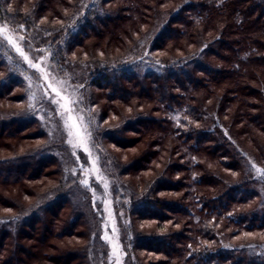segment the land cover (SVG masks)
I'll list each match as a JSON object with an SVG mask.
<instances>
[{
  "label": "trees",
  "instance_id": "trees-1",
  "mask_svg": "<svg viewBox=\"0 0 264 264\" xmlns=\"http://www.w3.org/2000/svg\"><path fill=\"white\" fill-rule=\"evenodd\" d=\"M107 1H90L85 7V20L78 19L67 31L57 29L54 20L67 21L73 13L84 8L86 4L83 5L82 0H16V8L26 6L25 11L19 10L16 14L8 13L0 0V18L21 21L35 36V13L43 15L47 12V23L37 24L40 27L38 31H54L58 40H64L67 50L83 44V39L88 36L103 32V28L111 43L118 46L122 45L123 35L140 30L142 24H148L149 18L152 20L149 25L155 20L161 24L151 48L154 46L158 52L170 53L175 46L182 49V55L174 57L169 54L166 58L157 54L142 56L139 66L136 63L131 68L118 70L111 67L92 79L110 102L120 99L127 102L134 97L154 102L149 111L138 112L125 123L124 128L109 137L117 141V135L127 128H144L151 135L147 148L131 164L120 166L125 172L133 168L136 174L147 171L156 163L162 166L154 178L143 182L147 186L143 193L137 194L139 188L135 189L136 195L128 198L129 203L123 210L130 214L132 220L137 217L156 220L159 226L165 222L172 224L163 234L136 232L134 238L130 237V250L138 248L164 256V259L153 260L149 264H264V243L231 242L243 232L264 230L260 187L241 166L248 154L240 148L233 129L236 124L242 125V120L249 119V126L264 133V0H123L122 7L111 10L104 5ZM144 2L149 5L145 7ZM170 2L177 4L169 7L170 12L160 9V5ZM119 18L123 24L111 28V23ZM125 26L127 30H124ZM208 55H214L217 61L207 62ZM146 58L149 62L147 67L144 65ZM7 63L0 53V101L23 104L20 78L7 70ZM237 77L248 79L234 88H223L224 80ZM210 82L213 86H209L208 95L197 92L202 83ZM211 89L216 90L217 97L209 109L206 102L212 95ZM239 93L246 97L244 104H249L253 110L246 114L238 109L229 116L226 98ZM213 109L217 111L212 112ZM21 110L0 114V129L19 127L21 132L29 131L32 139H41V142L22 152L0 157V176L14 181L17 178L37 179L44 170L50 169L45 175L51 180L47 179L50 183L43 191L23 189V195L35 197V210L57 195H69L76 190L80 194L81 209L73 217H68L66 224L78 229L79 223L84 230H77L74 235L83 241L64 252L60 261L61 264H71L73 260L78 264H93L96 245L91 247V244H96V241L91 243L90 238L92 231L97 233L101 226L99 195H92L91 199L79 181L68 175L63 177L62 165L54 153L47 150L46 134L39 121L35 117L21 115ZM223 116L230 117V130L225 126ZM247 128L242 125L236 134H251ZM10 135L13 137L15 133ZM2 138L5 137L0 134ZM250 138L257 144L256 138ZM2 145L10 147L7 143ZM162 153L163 157H160ZM203 153L208 155L207 159ZM209 159L211 165L215 164L213 168L203 165V161L210 162ZM219 168L236 171L240 177L228 179ZM257 175V179L261 178ZM92 188L104 192L99 182H95ZM123 190L121 188L119 196ZM172 192L176 194L173 198L162 195ZM125 199V196L124 199L121 197L122 203ZM0 204L18 209V216L12 217L29 216L31 212L20 213V205L24 204L12 198L1 197ZM7 219V215L0 216V220ZM57 234H61V230ZM12 260L13 264H18L14 253ZM0 264H9V261L0 256Z\"/></svg>",
  "mask_w": 264,
  "mask_h": 264
},
{
  "label": "rangeland",
  "instance_id": "rangeland-1",
  "mask_svg": "<svg viewBox=\"0 0 264 264\" xmlns=\"http://www.w3.org/2000/svg\"><path fill=\"white\" fill-rule=\"evenodd\" d=\"M15 1L2 0L5 10L10 14H16L19 10L25 11L26 6L16 8L14 6ZM90 1L92 0H82V4H86L84 8L73 13L67 21L54 20L57 29L67 31L69 26L74 25L78 19L85 20V7L90 4ZM54 2L57 4V1ZM122 3L123 0H109L104 5L111 10L122 7ZM146 4L149 5L147 2L145 7ZM174 4L177 5L171 2L164 3L160 5V9L164 8V11L170 12V8ZM47 11L50 12L51 9L48 8ZM47 14L49 13L46 12L43 15L35 13L33 20L37 24L44 25L47 23L45 19ZM151 22L152 20L149 18L148 24H142L140 30H133L130 35H123L122 45H113L103 28V32L88 36L85 40L83 39V44L67 50L68 47L64 44V40H58L57 36H54V31L49 32V29L38 31L40 27L36 24L35 36H33L32 31H29L26 24L21 21L15 22L11 19L3 20L0 18V27L6 29L5 35L23 50L28 60L40 67V70L31 67L28 61L15 50L12 43L0 37V53L8 62L7 70L19 76L24 95L23 104L0 101V114L6 115L10 110L17 112L22 109L21 115L35 117L46 134V141L44 140V142H46L47 150L53 152L62 165L63 177L68 175L74 181H79L91 199L92 195H99L97 199L102 203V221L100 224L101 231L99 230L97 233L92 231L91 233L90 242L96 241V244H91V247L96 245V252L92 257L93 264H149L153 260L164 259L160 253L142 251L138 248L136 251L130 250L131 238H134L136 232H140V234L166 233L172 223L165 222L163 226H159L156 220H143L137 217L132 220L130 214L123 210L124 205L129 203L128 198L136 195L135 189L139 188L137 194L143 193L147 187L143 185V182H148L150 178H154L157 171L162 167L156 163L154 167L150 165L147 171L136 174L133 168L130 172H125L120 166V164H131L142 155L149 143L150 132L134 126V128L125 129L121 135H117L119 138L117 141L109 138L115 134L116 130L124 128L125 123L130 118L135 117L138 112L149 111L154 107V102H148L137 97L131 98L127 102L122 99L110 102L102 94L103 91L92 83L93 77L103 70L131 68L136 63L139 66L141 59L143 61L142 56L150 57L157 54V56H165L166 58L169 54L174 57L183 54L182 49L175 46L170 53L158 52L153 49L154 46L151 48L161 27V24L159 25L156 20L153 21L152 25H149ZM165 23L162 24V27ZM121 24L123 21L122 18H119L111 23V28ZM124 30H127V26L124 27ZM99 43L100 47H97ZM188 45L192 47V44L188 43ZM192 50H190L191 53H194ZM195 52H198V49ZM147 61V58L144 59L146 67L149 65ZM206 61L215 63L217 58L214 55H208ZM247 79L246 77L226 79L222 86L224 89H231L239 86L238 84H244ZM252 83L255 84L254 81ZM49 85L51 87H48ZM201 86L197 92L204 94L209 90V86H213V83H202ZM53 89L60 92V96H56ZM211 90L213 91H211L212 95L208 96L210 99L206 102L209 109H212L217 97L215 95L216 90ZM208 94L206 93V95ZM50 98L60 100L61 104L67 103V107L73 109L70 114L74 119L83 117V122L87 125V132L91 133V139L87 141L91 156L83 151V146L73 148L67 143L71 137H69L64 119L61 117V112L64 109L60 108L58 104L52 103ZM63 98H67V101ZM227 100L229 102V116H233L238 109L246 114L253 110L249 104H244L246 97L241 93L234 97L229 96L226 98ZM72 101H76V103H72ZM216 111L217 109L212 110V112ZM229 118L223 116L225 126L230 130ZM242 121V125L248 127L247 129L250 130L251 134H236L242 125L233 126L237 136H234L236 141L242 150H246L243 152L248 154L241 166L246 175L257 181L261 191V202L264 203V175L258 171V169H264V133L254 126H249V119ZM12 132L15 133L13 137L10 135ZM0 134L5 137L0 139V157L22 152L41 142V139H32L29 131L21 132V128L15 126L1 128ZM250 137L256 138L257 144ZM3 143L9 144L10 147L3 146ZM203 154L205 155V153ZM161 156L163 157V153ZM205 157L207 159L208 155ZM94 160L96 161L95 167L100 169L99 173L93 171ZM212 164L215 166L214 163ZM203 165L206 168L214 167L211 165V160L210 162L203 161ZM49 170H44L37 179L17 178L14 181L0 176V198H12L20 204H24L20 205L19 209L22 214L31 211L29 216L12 217L17 215L18 209L0 204V216H8L7 220H0V256L4 261H9V264L14 262L11 261L12 253L16 255L18 264H61L60 258L64 252L82 244L83 238L79 241L74 234L83 227L81 228L78 223V229H73L66 224L68 217H73L81 209L80 194L76 190L69 195L61 194L53 197L37 210L33 208L37 204L35 197L23 195L24 188L32 189L38 193L43 191L50 183L48 180H51L45 175ZM219 170L228 179L231 177L232 180H235L240 177V173L236 171L220 168ZM251 171L255 173H251ZM256 174L261 178L257 179ZM84 180L88 181V187L81 183ZM95 182L100 183L104 192L92 188ZM105 184L108 185L107 188H105ZM121 188L125 190L119 196ZM123 195L127 198L124 203L121 200V197L124 199ZM162 195L167 198L176 196L173 192ZM32 201L36 203H31ZM113 221L118 229L117 232L112 231ZM59 230H61V234H57ZM106 235L111 240H106ZM256 241L264 243V230H257L252 233L243 232L234 237L231 242L248 243ZM113 243L119 244L116 255L113 253ZM62 261L67 262L64 259ZM78 263L77 260L71 262V264Z\"/></svg>",
  "mask_w": 264,
  "mask_h": 264
},
{
  "label": "snow or ice",
  "instance_id": "snow-or-ice-1",
  "mask_svg": "<svg viewBox=\"0 0 264 264\" xmlns=\"http://www.w3.org/2000/svg\"><path fill=\"white\" fill-rule=\"evenodd\" d=\"M23 27V25H21ZM6 29L3 27H0V37H3L4 39H7L9 43H12L15 47V50L22 56L26 61H28L29 65L37 70H40V67L38 64H33L30 60H28V57L24 54L23 50L18 46L15 45V43L11 40L10 37L5 35ZM22 39V38H21ZM48 87H51L49 85ZM54 92H56V96H60V92L53 89ZM52 103H56L60 106V108L64 109V111L61 112V117L64 119V124L67 128L68 135L71 137L67 143L71 145L73 148H78L83 146V151L87 153L89 156H91V152L89 151L87 147V141L91 139V133L87 132V125L83 122V117H78L74 119L71 116V112L73 109L67 107V103L61 104L60 100H57L55 98H50ZM65 101H67V98H63ZM72 103H76V101H72ZM96 161H93V171L96 173H99L100 169L98 167H95ZM258 171L261 173V175H264V169H258ZM82 184H84L86 187L89 186L88 181L84 180L81 181ZM105 188H107V184L104 185ZM111 215V213H110ZM107 227V226H106ZM113 232H117L118 229L115 227V222L113 221ZM106 240H111L110 237L107 235L105 236ZM113 253L114 255L118 254L119 250V244L113 243Z\"/></svg>",
  "mask_w": 264,
  "mask_h": 264
}]
</instances>
